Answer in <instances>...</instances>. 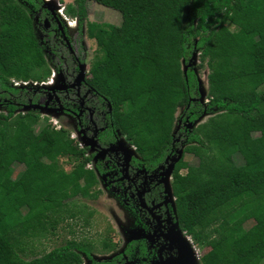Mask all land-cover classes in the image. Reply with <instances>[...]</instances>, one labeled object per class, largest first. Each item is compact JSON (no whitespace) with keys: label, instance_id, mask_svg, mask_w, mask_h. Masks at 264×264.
<instances>
[{"label":"trees","instance_id":"obj_1","mask_svg":"<svg viewBox=\"0 0 264 264\" xmlns=\"http://www.w3.org/2000/svg\"><path fill=\"white\" fill-rule=\"evenodd\" d=\"M86 3L73 0L64 14L95 45L86 85L94 111L107 121L100 144L114 142L117 132L151 168L172 148L195 157L196 165L178 160L171 187L179 229L208 249L201 264H264V0H122L119 25L88 21ZM42 4L0 0V264H124L135 247L140 255L144 247L130 241L110 261H97L92 252L109 253L115 245L104 240L96 249L70 240L25 258L33 240L51 235L68 201L96 197L89 191L96 180L83 171L92 157L65 129L44 126L39 150L19 144L39 115L16 112L36 105L41 95L11 80L42 82L51 74L45 49L68 54L56 45L57 23ZM27 6L37 12L45 42ZM204 67L207 101L201 104L196 71ZM178 109L184 124L174 134ZM203 116L204 122L187 127ZM236 155L243 162L238 173L229 162ZM59 156L79 163L70 175L59 173ZM15 163L25 170L14 179Z\"/></svg>","mask_w":264,"mask_h":264},{"label":"rangeland","instance_id":"obj_2","mask_svg":"<svg viewBox=\"0 0 264 264\" xmlns=\"http://www.w3.org/2000/svg\"><path fill=\"white\" fill-rule=\"evenodd\" d=\"M42 0V5L48 10L49 13L55 15L56 21H60L59 30L63 34V43L64 46L72 53L74 57H79L81 59L80 69L83 71L84 76H88L89 73V64L95 55V45L93 42L88 40L84 33V28L81 29V33H78V23L75 19L71 23L74 26L73 30H68L61 20V13L66 17L65 24L69 26V22L72 18L67 17L64 14V6L66 4L72 3L73 0ZM86 8H87V20L95 23H108L112 25H119L121 22L120 15V7L122 4V0H86ZM44 2H49L50 5ZM27 8L31 11L30 15L32 16L33 23L35 26L36 35L39 40L45 42V35L40 32L37 26V12L31 10L29 6ZM33 11V12H32ZM57 16H56V14ZM77 28V30H76ZM44 58L47 62L48 67L51 70V74L48 78L44 79L46 82L50 80V78L54 79L56 86H50L53 90L56 88H61L59 83H63V78L58 68V61L52 55L48 48L44 51ZM194 63H198L197 56L194 57ZM79 72L81 76L82 73ZM207 68L204 67L200 71H196L197 80L199 84V91L201 101L200 103H206V90H207ZM53 75V76H52ZM79 80V79H78ZM63 86V85H62ZM49 86H47L48 88ZM39 88V87H37ZM51 94L45 95V98L41 99L38 104L28 106L27 108H22L16 113H24L26 111H35L39 115V120L35 125L29 129L23 137L20 139L19 144L25 150L35 149L39 150V142L42 138V129L44 126L49 125L54 127L55 129L63 128L68 132L69 138L71 139V135H74L73 145L77 146L78 149L82 148L83 142L78 135L79 132L75 129V124L73 121V116L70 115L69 111L62 106H58L59 102L55 101L56 106H50V102L52 100ZM4 107L0 106V112H5ZM182 109H178L176 112V118L181 114ZM132 118L135 117V114H130ZM208 116H203L201 120L195 122L193 127L196 126L199 122H204ZM176 129V127H175ZM219 131V130H217ZM217 134V132L215 133ZM118 142L122 144H127V142L121 138ZM131 152L133 149L130 147ZM134 152V151H133ZM103 153V152H102ZM179 153V152H178ZM88 152H86L87 156ZM180 157V154H177V158ZM181 159L191 165H196L197 159L189 154H181ZM175 159V157H174ZM57 169L61 175H70L73 170L76 169L79 164L76 161L69 159L67 156H59L57 157ZM176 162V161H174ZM231 166L237 171L235 173L240 172L242 161L239 156H235L229 160ZM94 161L85 164L83 171L85 175H89L96 180L95 185L90 188V193L96 195V197L92 199L85 198H74L71 201L67 202L65 211L61 212V221L56 224L54 230L51 231V235H48L47 239L42 240H33L32 245L28 246L26 249V259H29L33 256H40L45 252L52 250L53 248L64 245L66 242L73 240L76 242L88 243L96 248H101V243L105 241H110L115 245V250L109 253H102L98 251H94L91 254L92 259L94 258H103V257H114L117 254H120L128 242L130 240H141V234H139L135 223L132 221V214L128 212L123 203L117 199V196L114 190L111 189L109 185V181L105 182L101 177H98L96 171L94 169ZM13 175L12 178H18V176L25 170L23 164L15 163L12 167ZM185 171H181L184 173ZM234 173V174H235ZM84 180L81 179L80 183L83 184ZM49 196L51 199L56 197V193L54 191L49 192ZM76 211L78 213L76 214ZM90 213V216H88ZM75 215L71 218V216ZM52 224H54V219H49ZM258 219H252L247 221L244 226L246 229L250 228L253 224L257 223ZM183 238H186V234L182 231L175 230ZM190 240L188 245L191 248V253L195 259L193 264H201L200 257L203 253H205L208 249H199L192 241L190 236H187ZM90 263V258H88ZM105 261V260H103ZM110 261V260H109ZM83 264H88V261H83Z\"/></svg>","mask_w":264,"mask_h":264},{"label":"flooded vegetation","instance_id":"obj_3","mask_svg":"<svg viewBox=\"0 0 264 264\" xmlns=\"http://www.w3.org/2000/svg\"><path fill=\"white\" fill-rule=\"evenodd\" d=\"M50 15L57 23V27L52 29L54 32L53 36H56L54 41L60 49L62 46L68 53L67 56L63 54L57 56L49 50L58 61V68L63 78V83H59L61 88H56L53 91H48L45 88H36L32 93L34 95L39 92L41 95L37 104L41 99L45 98V95L51 94L53 98L49 104L50 106H56L55 101L58 102L56 98H59V95L61 96L63 102L59 99V104L57 105L66 108L70 115L73 116L75 129L78 130V135L83 142V146L80 149L88 152L87 156H91L94 161L93 167L97 176L101 177L105 182L109 181V185L114 190L117 199L133 215L131 218L139 234H141V240L130 241L136 242L138 246L141 244L144 247V251L140 255L138 248L135 247L131 259L124 257V264H161L165 261L171 264L176 259H184L185 251L181 247V240L176 239L178 234L175 232L177 229L175 196L171 187L173 172L178 163V161L174 162L173 159L174 157L177 158L178 150L172 148L170 154L165 157L162 163L151 168L144 164V161L136 153L134 146L118 142L117 132L113 134L114 142L100 144L98 134L107 127L105 113L94 111L95 102L91 99L93 93L86 85L87 76H84L82 69L79 67L83 61L81 62L79 57H74L64 46L63 34L59 30L61 22L56 21L55 15L52 13ZM72 21L74 20L72 19L70 22ZM63 24L67 29L69 28L68 30L74 29L72 23L69 26L65 22ZM37 26L39 27L38 17ZM43 34L45 38L48 37L45 33ZM56 51L58 53L61 52V50ZM70 58L73 60H70ZM80 71L82 78L78 80ZM66 76L71 77L70 82L67 81ZM57 84L55 81L54 86ZM49 86H53V82ZM71 94L74 95L73 98L70 96ZM183 116L182 110L181 114L176 118V131L174 134L184 124L182 121ZM93 138L95 142H93ZM130 147L134 152H131ZM102 150L107 151L102 153ZM98 165H101V171L98 170ZM170 165H172L171 168ZM169 169L170 173L167 175ZM112 258L110 257L106 260H111Z\"/></svg>","mask_w":264,"mask_h":264},{"label":"water","instance_id":"obj_4","mask_svg":"<svg viewBox=\"0 0 264 264\" xmlns=\"http://www.w3.org/2000/svg\"><path fill=\"white\" fill-rule=\"evenodd\" d=\"M52 3V2H51ZM48 5H50V3H47ZM45 5H46V3H45ZM194 57H195V55H193V63H194ZM195 64V63H194ZM183 70H185V67H184V69ZM82 76V75H81ZM80 75L78 76V78L77 79H81L82 77H81ZM44 88H46L48 91H53V89L49 86L48 88L47 87H44ZM200 101L202 100L201 99V97H200V99H199ZM29 106H32V105H29ZM28 106H25L24 108H27ZM193 124H195V123H188L187 124V127L188 128H192L193 127ZM93 142H95V140H94V138H93ZM107 150H102V152H106ZM179 152V153H178ZM178 154H180V157H181V154H182V150H178ZM180 157L179 158H175V159H173V161H178L179 159H180ZM171 166L172 165H170V168H171ZM169 173H170V169L167 171V175H169ZM176 227H177V230H179V231H181L180 229H179V227H178V225H177V223H176ZM184 233V232H183ZM178 234V233H177ZM178 236H180L179 234H178ZM180 237H182V236H180ZM183 238V237H182ZM181 240V239H180ZM181 247L183 248V250L185 251V253H184V259H176L175 261H173L171 264H193L194 262H195V259H194V257H193V255H192V253H191V248H190V246L188 245V242L186 243V246L184 247V244H181ZM123 252V251H122ZM121 252V253H122ZM120 253V254H121ZM191 254V255H190ZM107 258H110V257H103V258H95V260H97V261H103V260H106ZM194 259V261L192 262L191 260H193ZM169 261V260H168ZM161 264H170V263H167V261H165V262H162Z\"/></svg>","mask_w":264,"mask_h":264},{"label":"built area","instance_id":"obj_5","mask_svg":"<svg viewBox=\"0 0 264 264\" xmlns=\"http://www.w3.org/2000/svg\"><path fill=\"white\" fill-rule=\"evenodd\" d=\"M47 1H49V0H47ZM51 2H53V1H51ZM44 3L47 4L49 2H44ZM60 15H61V19H62V17L65 19V17L62 15V13ZM69 24H71V22H69ZM51 82H53V85H54L55 81L52 78H50V80H47L46 82L45 81L36 82V81H31V80H29V81H16L14 79L11 80L12 85L14 87H16V88H37V87L44 88V87L49 86V84ZM73 139H74V135H71V140H73ZM83 261H86L87 262L86 259H84Z\"/></svg>","mask_w":264,"mask_h":264},{"label":"bare ground","instance_id":"obj_6","mask_svg":"<svg viewBox=\"0 0 264 264\" xmlns=\"http://www.w3.org/2000/svg\"><path fill=\"white\" fill-rule=\"evenodd\" d=\"M49 1H52V0H49ZM177 235V234H176ZM177 240H180L181 239V241H180V244H184V247L186 246V243L188 242L189 243V239L187 238V236H186V238H182V237H180V236H178L177 235V238H176ZM191 255V254H190ZM192 262L194 261V259L193 260H191Z\"/></svg>","mask_w":264,"mask_h":264},{"label":"clouds","instance_id":"obj_7","mask_svg":"<svg viewBox=\"0 0 264 264\" xmlns=\"http://www.w3.org/2000/svg\"><path fill=\"white\" fill-rule=\"evenodd\" d=\"M62 20V19H61ZM63 22H65L64 20H62Z\"/></svg>","mask_w":264,"mask_h":264},{"label":"crops","instance_id":"obj_8","mask_svg":"<svg viewBox=\"0 0 264 264\" xmlns=\"http://www.w3.org/2000/svg\"><path fill=\"white\" fill-rule=\"evenodd\" d=\"M26 260H28V259H26Z\"/></svg>","mask_w":264,"mask_h":264}]
</instances>
